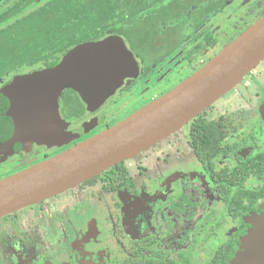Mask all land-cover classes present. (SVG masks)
Wrapping results in <instances>:
<instances>
[{
    "label": "flooded vegetation",
    "instance_id": "1",
    "mask_svg": "<svg viewBox=\"0 0 264 264\" xmlns=\"http://www.w3.org/2000/svg\"><path fill=\"white\" fill-rule=\"evenodd\" d=\"M52 1L2 0L0 46L7 35L18 37L21 20ZM145 4L151 10L139 21L129 20L130 29L140 23L139 32L99 34L89 41L120 37L136 62L132 76L101 107L64 90L58 100L61 123L45 131L50 137L15 139L5 93L16 80L55 68L77 46L59 60L32 66L2 65L0 58V181L71 150L168 95L264 17V0ZM5 53L0 50V57ZM262 214L264 61L149 150L0 218V264H229L252 228L251 219Z\"/></svg>",
    "mask_w": 264,
    "mask_h": 264
},
{
    "label": "water",
    "instance_id": "2",
    "mask_svg": "<svg viewBox=\"0 0 264 264\" xmlns=\"http://www.w3.org/2000/svg\"><path fill=\"white\" fill-rule=\"evenodd\" d=\"M2 0H0L1 2ZM264 61V17L206 67L168 95L71 150L0 181V218L62 194L149 150L234 89ZM136 62L116 36L71 50L53 69L16 80L6 91L15 139L50 137L61 123L58 100L77 92L89 106L101 107L132 76ZM229 264H264V214Z\"/></svg>",
    "mask_w": 264,
    "mask_h": 264
},
{
    "label": "trees",
    "instance_id": "3",
    "mask_svg": "<svg viewBox=\"0 0 264 264\" xmlns=\"http://www.w3.org/2000/svg\"><path fill=\"white\" fill-rule=\"evenodd\" d=\"M145 1L54 0L17 24L18 37L3 39L0 50L6 53L1 54L2 65L32 66L50 58L59 60L70 48L98 40L95 36L99 34L139 32L140 23L130 29V21L133 16L141 20L151 10Z\"/></svg>",
    "mask_w": 264,
    "mask_h": 264
},
{
    "label": "rangeland",
    "instance_id": "4",
    "mask_svg": "<svg viewBox=\"0 0 264 264\" xmlns=\"http://www.w3.org/2000/svg\"><path fill=\"white\" fill-rule=\"evenodd\" d=\"M258 69H260V66L258 67ZM223 101V100H222ZM221 102V101H220ZM219 102V103H220ZM135 108H132L131 110H129L128 112H122L119 116H117V120H115V121H118V120H120V119H122L123 117H125L126 115H128L129 113H131L133 110H134ZM137 109V108H136ZM1 174V173H0ZM63 198H64V196L63 197H61L60 199H58V202H61L62 200H63ZM59 207H61V206H59Z\"/></svg>",
    "mask_w": 264,
    "mask_h": 264
}]
</instances>
